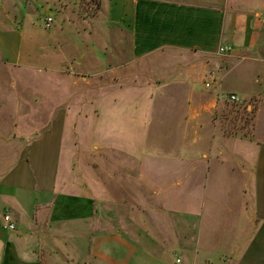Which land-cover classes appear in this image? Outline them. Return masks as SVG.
I'll return each instance as SVG.
<instances>
[{"label":"rangeland","instance_id":"rangeland-1","mask_svg":"<svg viewBox=\"0 0 264 264\" xmlns=\"http://www.w3.org/2000/svg\"><path fill=\"white\" fill-rule=\"evenodd\" d=\"M112 7L116 0H0V134L37 131V121H45L52 112L46 108L53 105L71 110L70 119L77 124V143L69 146L71 176L82 179L81 183L96 180L97 193L99 179L105 187L97 201V213L87 218V264H186L188 257L179 237L184 235L180 226L189 221H194L188 229L194 232L191 248L196 256L209 255L213 264H219L220 255L225 254L226 264V254L235 242L229 228L240 219L229 213L228 198L220 191L222 184L231 180L212 171L203 206L197 202L204 198L200 193L190 201L188 195L194 192L188 191L186 197L185 190L175 184L181 165L167 156L200 151L205 143H190L189 148L186 143L179 144L174 131L169 134L181 119L179 112L173 108L163 111L157 104L149 111L147 90L125 88L111 93L117 78L112 73L101 74V63L115 64L119 57V34L116 36L106 17ZM50 13L54 20L46 27ZM177 53L186 55L188 66L204 71L202 77L192 79L198 90L196 99L202 104L213 100L208 107L213 111L205 109L209 114L203 119L206 125H215L226 137H233L227 135L228 130L240 134L245 107L252 110L248 115L255 122V99L243 98L250 91L252 69L240 77L230 71L221 80L229 56L217 52L201 56L191 51H168L165 55ZM1 57L10 64L3 63ZM78 61L82 67H77ZM16 62L18 65H11ZM161 66L140 63L141 85L159 81L148 78ZM211 71L216 72L218 82L206 87ZM124 83L120 82L129 86L131 80ZM231 91L242 97L239 103L229 99ZM156 96L158 101L164 95ZM14 121L21 124L16 131ZM13 142L0 143V170L16 148ZM213 195L218 198L213 200ZM185 202L191 206L186 207ZM230 207L239 210L236 204ZM187 209L194 215H187ZM74 264L83 263L75 259Z\"/></svg>","mask_w":264,"mask_h":264},{"label":"crops","instance_id":"crops-1","mask_svg":"<svg viewBox=\"0 0 264 264\" xmlns=\"http://www.w3.org/2000/svg\"><path fill=\"white\" fill-rule=\"evenodd\" d=\"M49 15L53 19V14ZM106 17L116 36L119 34L118 60L107 66L101 63V74L112 73L117 78L111 93L125 88L147 90L149 111L157 104L163 111L173 108L179 112L181 119L169 134L174 131L179 144L186 143L187 148L200 140L205 146L197 152L188 150L167 156L181 165L175 184L185 190L186 197L188 191L194 192L188 195L190 201L196 194L204 196L197 200L203 206L212 171L229 176L231 181L222 184L220 191L228 198L229 213L240 219L229 228L235 242L226 254V264H264V0H116V7L110 8ZM227 44L233 51L227 55L230 64L219 76L221 80L233 70L237 77L253 71L248 78L250 91L243 98L255 99L254 140L226 137L215 125H206L203 119L213 111L208 108L213 100L208 104L199 102L192 79L202 77L204 71L188 66L186 55H165L168 51H191L208 56ZM2 62L10 64L4 58ZM146 62L163 67L153 69L155 75L148 78L159 81L141 85L139 64ZM79 66L81 61L77 62ZM124 80H131V85H121ZM160 93L164 96L157 101L154 95ZM46 110H52L51 115L37 121V131L23 133L20 129L14 135L11 130L7 135L0 134V143L15 141L16 147L0 170V264H74L75 259L87 264V218L97 213V201L105 187L99 179L97 193L96 180L89 178L87 183H81L82 179L71 176L69 146L77 143L76 120L70 119L69 108L59 104ZM16 128L21 124L14 121L13 129ZM217 198L213 195L212 199ZM234 204L239 206L237 212L230 207ZM185 206L191 205L185 202ZM5 208L15 223L14 230L1 225ZM186 214L194 215L188 209ZM193 222L180 226L186 264H213L209 255L200 259L191 248L194 232L188 227ZM74 243L81 245L75 249L71 247ZM224 258L225 254H221L219 264H224Z\"/></svg>","mask_w":264,"mask_h":264},{"label":"built area","instance_id":"built-area-1","mask_svg":"<svg viewBox=\"0 0 264 264\" xmlns=\"http://www.w3.org/2000/svg\"><path fill=\"white\" fill-rule=\"evenodd\" d=\"M51 21H52V17L48 16L46 18V21H45V26L49 27V24H50ZM232 51H233V47L231 45H229V44L220 45V46H218V48L216 50V52L218 54H222V55H228V54L232 53ZM209 77H210L209 78L210 80H208V81H206L204 83V85L206 87H210L211 82H214V81L218 82V78H217L216 72H214V71L209 72ZM229 99L231 101H235V102H240L241 101V98L239 96H237L236 94H234V93H230L229 94ZM1 219H2V226H3L4 229H6V230H14L15 229L16 226H15V223L13 222V219L11 217V214H10V211H9L8 208H5L3 210ZM177 261H179V259H177Z\"/></svg>","mask_w":264,"mask_h":264},{"label":"trees","instance_id":"trees-1","mask_svg":"<svg viewBox=\"0 0 264 264\" xmlns=\"http://www.w3.org/2000/svg\"><path fill=\"white\" fill-rule=\"evenodd\" d=\"M233 102H235V101H233ZM237 103H239V102H237ZM242 103V102H241ZM252 111V110H251ZM251 111H247V108L245 107L244 108V110H243V112H242V118H243V123H242V125L240 126V129H243L242 131H241V133L240 134H235L236 132H230L229 130H228V134L227 135H229V136H233V137H235V136H239V137H241V138H247V139H249V140H254V138H255V132H254V120H253V118H252V116H249L248 114H250V112ZM246 114H245V113ZM226 134V133H225Z\"/></svg>","mask_w":264,"mask_h":264}]
</instances>
